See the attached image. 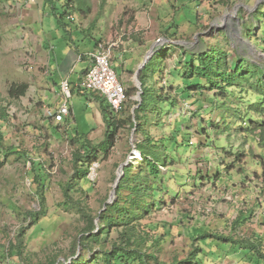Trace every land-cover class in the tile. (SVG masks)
Instances as JSON below:
<instances>
[{
	"label": "rangeland",
	"instance_id": "obj_1",
	"mask_svg": "<svg viewBox=\"0 0 264 264\" xmlns=\"http://www.w3.org/2000/svg\"><path fill=\"white\" fill-rule=\"evenodd\" d=\"M86 2L89 12L70 7L60 28L43 0H0V264H112L103 254L120 227L85 250L80 233L87 215L95 218L117 200L118 169L128 165L147 178V208L132 225L142 249L159 264H186L196 249L199 264H256L248 251L251 245L264 249V95L250 87L255 78L222 89L199 81L201 88L193 90L198 82L184 64L188 55L223 51L229 67L240 60L250 71L260 69L264 88V0ZM55 7L62 11L61 3ZM111 43L114 71L129 96L112 115L117 129L111 143L90 164L75 162L83 137L94 146L106 140L103 98L69 82L73 112L54 123L47 114L60 96L49 54L59 63H66L69 51L75 63L82 55L80 72L86 52ZM152 59L155 72L146 85L155 101L135 134L130 117L140 102L137 72ZM21 84L25 94L10 96V88L15 92ZM137 143L155 148L156 169L145 164ZM32 162L43 170L44 215L29 226L41 207L39 185L29 182ZM76 167L86 173L76 176ZM21 229L25 251L11 255L10 243ZM205 234L214 242L201 240ZM219 237L233 243L215 241Z\"/></svg>",
	"mask_w": 264,
	"mask_h": 264
},
{
	"label": "trees",
	"instance_id": "obj_2",
	"mask_svg": "<svg viewBox=\"0 0 264 264\" xmlns=\"http://www.w3.org/2000/svg\"><path fill=\"white\" fill-rule=\"evenodd\" d=\"M87 0H43V7L47 10H51V13L55 15L57 23L60 28H64V18L67 9L75 6L76 12L81 14H87L89 12V6L87 5ZM61 3L62 11L56 13L55 3ZM64 30V29H63ZM65 34L68 35L66 29ZM80 35L83 31H80ZM162 57V56H161ZM157 65L159 62L156 63ZM154 59L145 64V66L140 70L138 74V80L140 82V102H137L136 108L133 112V118L135 122V134L139 131V126L146 123L147 115L153 108L152 104L155 101L151 95V87L146 85V80L155 72ZM185 67L189 78H195L198 82L195 86L191 87L193 90L200 89L199 81H205L209 84V87L222 89L231 88L234 86L243 87L245 84H250L251 79L255 78L256 83L250 84L251 88H258L261 94L264 95V88L262 85V75L261 70H248L243 66V61L236 60L232 66H228L226 55L223 51L219 50H209L207 52H202L196 56L188 55L185 62ZM87 71V70H86ZM83 72V74L86 73ZM27 90L26 84H21L18 89L13 92V87L10 88L9 94L13 97L23 96ZM263 90V91H262ZM85 91V90H84ZM129 93L126 91L127 97ZM102 98V97H101ZM100 105L101 114L106 125V140L98 146L92 145V143L83 137L80 141V151L75 154V162L86 161L91 163L95 160L97 151L104 145L111 143L113 133L117 129L116 122L113 118L114 112L111 110L110 105L103 98ZM126 103V102H125ZM124 103V104H125ZM123 104V105H124ZM122 105V107H123ZM121 107V109H122ZM120 109V110H121ZM134 125V123L132 122ZM260 134L263 136L264 140V128L260 130ZM135 149L146 165L156 169L155 165L159 162V156L155 148L148 150L143 143L135 144ZM76 176L84 175L86 170L76 167ZM43 170L41 164L37 162H32V171L30 174L29 182L39 185V196L41 199L40 210L32 214L31 222L29 226H33L37 223L41 216L44 215V198L42 192L43 190ZM122 177L120 178L118 185L116 187L117 200L112 204H105L103 211L100 214L92 218L87 215L88 223L87 228H85L81 233L79 246L82 250H85L87 243H97L100 241V236L105 232H108L112 228H121L119 237L112 242V247L109 251L104 252L107 261L112 264H159L158 258L153 253H147L142 249V237L135 231V227L132 225L136 220H139L143 216L144 211L147 208L146 201L143 197L147 193L146 177H141L142 171L138 173H133L132 166L128 165L122 170ZM69 186L64 189V196L68 197ZM124 190H129V194L126 197H121V192ZM95 220H98V226L95 225ZM25 229V228H24ZM24 229H21L17 236L15 237L14 243H10L9 251L11 255L22 256L25 251L24 245ZM97 229V232L94 231ZM200 239H206V244H211L214 242L212 236L205 234L200 237ZM217 242L233 243L229 239L216 238ZM236 244V243H235ZM233 246V245H232ZM199 249H196L190 253L186 259V264H199L195 261L196 255L199 253ZM249 254L252 256L256 264H261L264 262V249L261 251L258 246L251 245ZM192 261V262H191ZM43 264H56V259L50 260ZM70 264H75L73 260ZM181 264V263H178Z\"/></svg>",
	"mask_w": 264,
	"mask_h": 264
},
{
	"label": "built area",
	"instance_id": "obj_3",
	"mask_svg": "<svg viewBox=\"0 0 264 264\" xmlns=\"http://www.w3.org/2000/svg\"><path fill=\"white\" fill-rule=\"evenodd\" d=\"M160 42V39L158 40ZM116 44H98L84 56L90 62V67L84 74L83 90L95 93L104 98L113 112H118L127 101L126 89L120 83L111 62L112 53ZM82 55L78 57L80 62ZM60 100L57 109L47 114L51 120L60 124L71 114L72 94L68 78H64L59 86Z\"/></svg>",
	"mask_w": 264,
	"mask_h": 264
},
{
	"label": "crops",
	"instance_id": "obj_4",
	"mask_svg": "<svg viewBox=\"0 0 264 264\" xmlns=\"http://www.w3.org/2000/svg\"><path fill=\"white\" fill-rule=\"evenodd\" d=\"M135 18L137 19V16ZM67 45L70 47L69 43ZM53 51H54V49H53ZM69 54L70 55H68L66 63H64L63 61H61V63H59L58 60L56 59V57L51 58V55L49 54V63H50V61H52L54 63V65L57 66V70H56L57 74H56V77H54L55 78L54 84L56 85V87H59L61 79L68 78L69 82L73 86L84 91L83 90V81H84L83 72H85L90 67V62L86 59L83 62L86 64V68L82 69L80 72H77L76 71V65H77L76 63L77 62L75 63L73 55H71V51H69ZM54 88L55 87H53V89ZM71 111L73 112L72 108H71Z\"/></svg>",
	"mask_w": 264,
	"mask_h": 264
},
{
	"label": "water",
	"instance_id": "obj_5",
	"mask_svg": "<svg viewBox=\"0 0 264 264\" xmlns=\"http://www.w3.org/2000/svg\"><path fill=\"white\" fill-rule=\"evenodd\" d=\"M142 66H144V65H142ZM141 68H142V67H141ZM141 68H139V70H138V72H137V76H138V74H139ZM136 99H137V101L140 100V92L137 93ZM136 107H137V106H136ZM136 107H135V108H136ZM135 108H134V109H135ZM122 167H123V166H121V167L118 169V174H117V178H116V180H115L114 188L117 187L118 182H119L120 178L122 177ZM111 198H112V197H111ZM106 204H111V199H110Z\"/></svg>",
	"mask_w": 264,
	"mask_h": 264
}]
</instances>
